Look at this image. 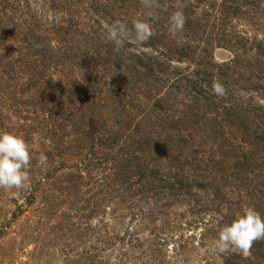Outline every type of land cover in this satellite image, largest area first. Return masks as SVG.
<instances>
[{"label":"rangeland","instance_id":"rangeland-1","mask_svg":"<svg viewBox=\"0 0 264 264\" xmlns=\"http://www.w3.org/2000/svg\"><path fill=\"white\" fill-rule=\"evenodd\" d=\"M156 10L115 53L103 25L140 0H0V133L33 156L27 190L0 189V264H264V239L204 251L264 217V0Z\"/></svg>","mask_w":264,"mask_h":264},{"label":"clouds","instance_id":"clouds-1","mask_svg":"<svg viewBox=\"0 0 264 264\" xmlns=\"http://www.w3.org/2000/svg\"><path fill=\"white\" fill-rule=\"evenodd\" d=\"M144 8L142 20H134L131 27L117 20L105 23L101 38L113 46V52L119 53L126 43L142 45L152 35L149 21L158 16L157 0H140ZM168 24L174 34H180L184 29L185 18L180 11L169 15ZM123 62V58H122ZM212 91L217 96L224 95V88L213 83ZM33 159L31 150L19 136L10 133H0V189L27 190ZM38 164H47V156L40 153ZM264 239V217L254 209H247L238 214L230 224L223 226L210 246L204 251L224 254L229 251L239 252L247 257L254 241Z\"/></svg>","mask_w":264,"mask_h":264}]
</instances>
